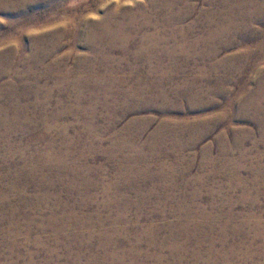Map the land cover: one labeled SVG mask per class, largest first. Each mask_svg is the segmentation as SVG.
Here are the masks:
<instances>
[{"label":"rangeland","instance_id":"374dc122","mask_svg":"<svg viewBox=\"0 0 264 264\" xmlns=\"http://www.w3.org/2000/svg\"><path fill=\"white\" fill-rule=\"evenodd\" d=\"M119 1L24 0L13 10L0 9V104L8 105L12 95L25 105L18 111L19 120L11 119L16 132L5 134L0 128V194L5 195L0 200V264H97L91 261V254L94 250L98 256L102 253L99 235L106 230L116 231L113 244L127 250L128 255L112 263L99 256L101 262L155 264L156 256L162 254L167 264L168 244L156 247L151 240L160 243L168 227L180 221L187 222L193 231L190 234L194 233L192 242L183 230L175 232L177 240L184 243L180 264H219V259L227 264H260L263 256L257 250L264 240V98L262 112L243 108L241 102H250L256 98L255 92L264 90V83L259 82L264 78V12L260 21L244 27L250 8L235 9L237 0H227L228 10L233 11L229 14L242 25L230 38L231 45L223 47L224 37L216 40L220 51L214 61L219 60L218 65L200 57L202 48L187 60L176 52L172 67L147 65L137 57L138 35L125 50L104 47L109 61L91 68L93 71L81 72L85 79L89 72L100 78L97 87L89 80L78 86L83 94L93 88L98 97L106 90L112 94L119 91L120 95L115 93L112 98L118 105L125 103L117 112L95 105L96 115L85 118L103 137V146L122 134L138 154L142 156L140 149L145 152L146 160L120 165L98 151L97 145L82 148L88 141L83 120L72 112H63L54 120L57 125H67L66 133L45 132V122L53 121L50 117L54 112L76 105L72 98L75 89L58 83V75L68 70L77 73V58L91 55L85 40L88 22ZM219 1L178 3L177 10L186 17L174 26L186 30V36L165 35L166 39L176 37L191 43L203 35L207 25L204 15L220 10ZM78 26L82 34L75 37ZM44 32L47 41L42 50L48 49L54 35L59 49L30 71L36 37ZM21 35L23 49L19 52L23 57L17 62L19 52L15 50ZM107 73L121 81L104 83ZM134 91L139 95L129 96ZM112 98L107 97L110 106ZM65 134L71 144L63 168L54 162L44 163L53 152L51 146L67 145H62ZM122 168L131 176H122ZM134 168L144 173L131 171ZM10 185L15 186L12 192ZM43 191L51 195L62 191L59 199L71 209L57 212H72L79 220L64 227L44 223L54 200L43 197ZM129 202L126 209L118 211ZM182 204L188 207H179ZM81 218L87 221L82 223ZM246 222L248 226L242 228ZM88 230L93 233L90 239L77 235ZM209 239L213 240L214 254L207 251ZM199 240L200 256L196 258L193 248Z\"/></svg>","mask_w":264,"mask_h":264},{"label":"bare ground","instance_id":"6f19581e","mask_svg":"<svg viewBox=\"0 0 264 264\" xmlns=\"http://www.w3.org/2000/svg\"><path fill=\"white\" fill-rule=\"evenodd\" d=\"M23 1L24 0H0V9L5 11L13 10L17 7V4H20ZM204 1L207 4L210 2V0H204ZM237 1L236 4L234 5L235 9L238 6L240 8L243 7L245 8L246 6L250 8V10L247 12V14L243 19L244 27L252 26L253 22H255L256 20L260 21V19L262 18V14L264 12V0H241V1L237 0ZM187 2L188 0H121L116 5H113L103 10L100 13V15L93 18L92 21H89L87 24V29L85 31V37H86L85 40L87 47L91 51V55H84V56L82 55L81 57L77 58L74 65V70L77 72L76 74L68 70L65 71L63 74L58 75V79H57L58 83H63L66 86L70 85L75 89L72 92V93L75 92L74 97L72 98L76 102V105L73 108H64L54 112L50 117V119L52 118L53 121L51 123L45 122L46 123L44 126L45 132L48 133L53 130H56L61 134L66 133L68 130L67 125L66 124L57 125L54 120L60 117L63 114V112L65 113L72 112L73 115L83 120L82 129L86 134L88 141L86 143L81 144L82 148L87 149L97 145L98 151H103L107 153L110 158L115 159V161H117L118 164L120 165H126L129 163V161L136 162L138 160H144V159L146 160L145 152L140 149L142 156L138 154L136 152L137 148L135 146H131L130 142L125 141L124 140L125 136L122 134L119 135L117 134L118 136H116L113 141L112 140L110 141V145L103 146V137L101 136V134L97 132V130H94L96 129V127L93 126L92 122L90 120L85 121V118L94 117L96 115L95 105H99L102 109L107 110L108 112L111 111V109L117 112L119 106L124 105L125 103L118 105L117 99L112 98L115 93L120 95L121 92L119 91L112 94L113 92L106 90L103 97H98L96 94L97 93L96 88H93L90 89V92H88L87 94H83L82 90L78 86H82L83 83L86 82L87 80L92 82L93 86H95L100 82V78L97 76L95 72H89L88 79H85L84 75H82L81 72H83L85 69L93 71L91 68L97 67L98 64L103 65L109 61L110 59L109 54L106 53L104 47H108L109 49L125 50L128 48V45L130 43L134 42L135 38L138 35H141V38L135 42V48H137L136 50L137 57L141 58L143 62L145 61L147 65H151L150 63L152 64L158 63L159 65L162 66L168 65L172 67L174 63L173 60L175 59L174 55L176 52L183 53L184 56H186L184 59L187 60L189 58H193L194 57L193 54L197 55L199 50L198 48H202V50H200L202 52L200 54V57H202L203 59L211 60L213 65L220 64L219 60H217L216 62L214 61L216 55L220 51L219 50L220 48H217L216 40L218 38L224 37L226 41L223 43V47L231 45L233 43V40L230 38H232L235 34L239 33L240 26L242 24L237 25L236 23L237 19L229 14L233 11L228 10L227 7L228 1L220 0L219 1V5L221 7L220 10L217 9L213 14H211V10H210L204 15L205 23L207 25L203 29L204 32L203 35L193 40V42L191 43H186L182 39L177 40L176 37H172L170 39L171 41H168L165 35L168 36L179 35L182 38L186 36V30L183 29L177 30V28L174 26V22H177V20L179 22L185 19L186 15L181 13L179 10H177V4L178 3L186 4ZM214 20H216L215 26H213L212 24ZM160 26H162L163 28H160ZM237 27L238 29H236ZM49 31L52 34L55 33L54 30H49ZM24 34L22 33V35ZM81 34L82 32L80 31V27L78 26L74 35L75 37L77 36L80 37ZM22 35L18 39L19 48H17L15 51L19 52L23 49L22 45H20L22 43L21 40V37H23ZM55 37L56 35H54L50 39L51 40L49 43L50 46L46 50H42L45 42L47 41L45 32L41 33V35H38L36 37V43L34 45L35 49L32 50L33 60L28 70L31 71L33 68L43 65L45 63L46 58H49L50 55L54 54L59 49V43L55 39ZM259 44H260L259 46H261L262 41ZM16 56L19 58V60L16 61L19 62L23 57V54L19 52L16 54ZM165 60H168V62H165ZM51 66L52 64L51 65L48 64V67ZM107 75H108L107 77L108 79H105L106 81L104 80V83L114 84L115 82L121 81V78L115 75H111V73H107ZM16 77H20V75L19 76L16 75ZM140 78L141 77L137 75V79L140 80ZM159 79L161 78L159 77ZM259 82L264 83V78L259 80ZM178 92L181 93L180 90H178ZM255 93H257L256 98H254L253 100H249L250 102L243 99L242 100L243 102H241V104L243 108L253 109V111L256 113V112H260L263 108L261 105V99L264 98V90L263 91L259 90L258 92ZM138 95L139 93L137 91H134V93L130 94L129 96H138ZM107 97L112 98L111 106L107 101ZM9 100L11 102L8 105L0 104V128L2 129L1 133H5V134L13 133L18 130L17 126L13 125L11 119L19 120L18 111L25 108V105H21L17 102L15 96L12 95L9 96ZM37 106H39V103L37 104ZM40 114L46 117L45 114L42 113ZM27 120L29 121L28 117ZM10 122H12V124ZM61 138H62V145L63 146H65L66 144L67 145L65 147H60L57 149L51 146L50 150H53V152L51 153L49 152L47 154L48 158L44 161V163L46 164L54 162L55 164H58L60 169L63 168L64 166V163L69 154L68 147L71 144V138L69 136L62 135ZM132 151H134L135 154L126 153ZM126 170L124 171V169L122 168V172H120L122 176H125L127 174L130 175V171H126ZM131 171L136 172L137 174L144 173V171L140 168H136V169L134 168V170L131 169ZM159 174H161V171L159 172ZM47 177L49 178L48 181L49 184L51 185L52 180L50 181V174L47 175ZM8 188L12 192L15 189V186L10 185ZM61 193L62 191L59 194L51 195L43 191V195L41 194L45 198L51 197L54 200L53 203L51 202L49 204V208H50L49 210H51L50 215L48 217V220L44 222L49 226L51 225L55 226L56 223H61L63 224L62 227H64L65 225H68L71 222L79 220L78 218H77L78 220L74 219L76 217L75 214H73L72 212H69L68 214H64V213L59 214L57 212V210L59 209L60 210L65 208L71 209L69 205L66 204L67 202L65 200L62 201L59 199L60 197L59 195ZM4 196L5 195L0 194V200H2ZM129 205L130 202L125 203L123 206H119L118 211H122L121 209L124 210V208L126 209V207H128ZM179 207L186 209L188 206L186 207L182 204V206ZM55 208H57L56 212H55ZM173 209L176 211L175 213H177V206L173 207ZM117 219L121 220L122 216L118 214ZM80 221L84 223L87 221V219L81 218ZM188 225L189 224L185 221H180V224L174 223L173 225H170L168 227L169 230L168 234L163 239H161L160 242L161 244L159 242H154L153 234L151 235L150 239H153L151 240V243L156 244V247L158 245L162 246L163 244H168L170 252L168 256H166V258H168L170 262L167 264H180L178 262V259L182 255L181 252L184 249L183 246L184 243L179 242L177 240V236L175 233L177 229L183 230L184 233L187 235L186 238L191 237V241L194 242L193 241L194 233L192 235L190 234L193 231H191L192 229L190 230ZM244 226H248L247 222L242 226V228ZM185 227L188 229H186ZM77 235L84 236L86 239H90L92 238L93 233L92 231L88 230L85 231L84 233L82 232L78 233ZM116 235H117L116 231L113 230L103 231V233L99 235L100 236L99 243L102 244V248H103L102 253L99 256L107 257V259L111 263L122 261L123 259L122 255L124 256L128 255L127 250L117 246L116 244H113ZM197 236L200 235L198 234ZM254 239H256V237H254ZM196 240L197 238H195V241ZM199 242L200 240L195 242L194 244H196V246L193 248L194 249L193 255L196 258L200 256L199 253L200 249H198ZM212 242L213 240L209 239V242L207 244V251H209L210 253L214 251ZM154 244L153 246H155ZM260 246L261 248L257 250V253L261 257L263 256V259L260 262V264H264V240ZM99 256L96 254V251L94 250L93 254H91V261H94L97 264H108L101 262ZM219 256L220 255L217 254V257ZM163 258H165L164 255L162 254L157 255L155 264H165ZM208 258H210V256H208ZM205 260L207 261L206 258ZM219 262H220L219 264H227L226 263L227 261H224L222 259H219Z\"/></svg>","mask_w":264,"mask_h":264}]
</instances>
